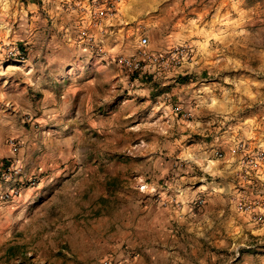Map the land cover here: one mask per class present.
I'll list each match as a JSON object with an SVG mask.
<instances>
[{
    "label": "rangeland",
    "instance_id": "obj_1",
    "mask_svg": "<svg viewBox=\"0 0 264 264\" xmlns=\"http://www.w3.org/2000/svg\"><path fill=\"white\" fill-rule=\"evenodd\" d=\"M54 2L66 11L65 0ZM44 4L0 0V119L10 106L2 93L8 88L42 86V74L62 82L61 92L77 89L79 93L76 110L60 116L68 122L66 130L56 136L50 137L48 129L39 126L30 129L35 117L28 115L17 116L15 129L6 124L0 132V146L9 148L20 130L32 131L41 156L60 164L55 184L62 193L51 198L53 203L44 201L53 207L46 226L36 228L34 222L30 228H15L13 236H44V245L33 242L27 247L52 264H172L173 252L187 253V258L203 249L198 244L202 237L237 248L234 258L242 250L258 252L259 257L255 259L253 252L255 260L247 264H264V251H257L264 248V162L245 160L264 153V130L258 127L264 115V0H122L114 19L104 21L101 28L111 38L106 50L100 42H93L87 52H75L70 42L62 43L45 58L59 68L42 73L24 65L23 30ZM25 12L27 16H22ZM156 27L170 35L190 32L192 40H176L172 47L188 44L195 49L191 67L169 72L181 75L168 87L163 85L167 81L158 80L163 74L130 78L112 63L115 56L151 53L148 43L142 48L139 40L154 35ZM80 42L87 46L84 39ZM184 68L188 75H183ZM90 83L98 93L90 95ZM176 107L191 117L182 118L174 112ZM197 121L205 125L204 135L186 129ZM224 131V144L232 146L228 156L220 147H191L202 145L201 141L218 146ZM16 142L19 150L21 141ZM210 161L223 163L212 166ZM225 185L230 188L224 190ZM151 208L157 212L158 224L169 219L166 209L189 213L178 218L197 211L199 215L190 216L191 230L180 232L174 224L178 241L167 238L164 244L136 245L134 228ZM222 246L206 245L211 262L213 255L215 260L226 257L215 252ZM149 247L154 250L153 260L145 259L143 251Z\"/></svg>",
    "mask_w": 264,
    "mask_h": 264
},
{
    "label": "crops",
    "instance_id": "obj_2",
    "mask_svg": "<svg viewBox=\"0 0 264 264\" xmlns=\"http://www.w3.org/2000/svg\"><path fill=\"white\" fill-rule=\"evenodd\" d=\"M41 2L46 3V6L45 4L42 5L40 13H35L30 17V26L25 25V29L23 30L26 34L24 36L26 39L24 45L27 51L26 58L23 60L25 67L43 70L42 73L44 70L54 71L55 69H58L59 67L56 66L57 64L49 60H45V58L48 56V53H51L53 49L59 47L65 42H70L75 52H87L89 48H92V45H83V43L80 42L81 39H84L87 43L88 38H92L94 44L97 42L104 44V46L101 47L102 49H105V46L108 42H110V36L104 34L107 31H103L101 29L102 26L109 23V21L106 23L102 22L101 24L93 22L89 25L86 17L83 15L81 16V14L76 11L71 12L68 6H63L64 9H66V12L61 10L58 5L55 4L54 0H41ZM45 8L48 9L46 13L44 12ZM22 16H27V12H25ZM34 22H36V24H34ZM88 25L90 27H88ZM152 33H154V35L150 34L147 38V49L149 52L154 54L166 52L172 47L176 40H192V35H190L191 33L188 31L184 33H172L171 36L169 32L156 27V29H152ZM36 56L37 61L34 60ZM95 63L92 62V64L96 65ZM209 63L215 65L214 63L217 62L210 61ZM205 64L207 63H204V65ZM196 69L198 70V67ZM184 70H186V72L183 75H188V68H184ZM163 75V77H158V80H162L164 82L167 81L166 84L163 83V85H167L168 87L175 82L174 77L181 74L167 73ZM156 77H154V79ZM41 78L43 79V83H45L42 86L37 84L29 87H20L17 88V90H8L10 89L8 88L6 91L4 90L5 92L3 91L4 93L2 94L6 96L5 103H9L10 106L8 105L5 109L7 114L4 115L5 117L2 116L4 119H0V132L6 128V124H8L10 130L15 129L18 126L17 116L23 115L35 117L34 122L32 123V128L30 127V129L38 126L42 130L48 129L50 137L56 136L54 133H57V131H60L62 128L66 130L65 128L66 125H68V122H62L59 119L61 115L63 116L73 110H76L74 104L79 90L72 89L67 92H61L60 88L62 82L51 77L44 78L43 74ZM89 85L91 86V88H89V93L90 95H93L94 92H97V90L93 89L92 83ZM184 88L185 87H182V89ZM150 92L151 91H149V93ZM36 98H38L42 103H39L38 101L36 107H33L32 103L36 102ZM23 99L24 101H22ZM61 101L63 102L61 103ZM72 105L73 107L71 108ZM1 113L4 112L2 111ZM77 113H79V110H77ZM263 119L264 115L260 118V124L262 125L258 126L261 130H264ZM199 122L197 121L196 124L186 128L188 129V132L195 133V135H204L203 133H205L207 129L205 128L203 122H200L202 124H199ZM64 125L65 127H63ZM255 133L259 134V132ZM224 135L225 131L220 137L221 144L218 146L213 143H210L209 145L203 144L201 141L202 145L192 144L191 147H195L194 149L203 147L205 150L210 148L219 149L220 147L223 149L225 156H228L229 150H231L232 146H229V143L224 144ZM14 139L18 142L19 140L21 141V147L17 152H14L10 146L9 148L0 146V192L4 185L1 179L2 172L11 164H16L22 167L27 178L37 179L39 184L35 189L30 188L25 184H20V196L17 199L11 202H0V264H38L40 261H44L42 254L37 251H33V249H31L33 251L32 253L29 252L30 249L27 246L33 242L35 245L42 246L45 244L46 238L44 236H40V238L35 239L33 235L14 237L13 232L14 229L18 227L22 229L26 227L30 228L34 222H36V228L44 229L46 226L44 221L46 218H49L48 216L52 212V206H45L44 201L48 200L53 203L52 199L61 196L62 193L55 184L59 177L58 168L60 164L59 161L54 158L45 159V157L41 156V147L36 138L33 137L32 131L20 130ZM226 161L227 160L223 162ZM223 162L210 161V165L217 166L221 165ZM231 183L233 184V182ZM229 185L230 187H234L231 184ZM230 187L225 185L223 189L225 190ZM198 189L196 190V193H199ZM244 189L247 190L246 188ZM74 191L75 190H73L72 194H74ZM161 192H164V190ZM233 192L235 193L237 190H233ZM247 193H249V191ZM164 212L166 216H169V219L162 224L157 223L156 210L153 211L151 208V210L142 214V217L140 218L141 223H139L138 227L134 228L133 237H135L134 242L136 245L154 246L156 244H164L165 239L167 238L176 239V241H178V239L173 235L174 224L178 225L176 227H180V229L177 228L180 232H183L184 230H191L189 226L193 224L189 219L199 215V212L197 211L195 214L191 213V217L188 216L189 218H178L179 215L185 216L189 215V213L187 214L184 211L178 213V211L174 209H166ZM188 212H190L189 209ZM75 215L76 212L73 211L74 218L73 216L72 220L71 216L70 219L68 218L71 223L75 222ZM49 223L51 224V222ZM225 225H228V223L224 222L223 226ZM174 233L177 234V232ZM180 238L182 239V235H180ZM207 241L208 239L206 238H200L198 240V244L204 246V248L196 250L197 252H192L191 256H188L187 258V253H182L179 256L173 252V255L171 256L174 258L170 262L172 264H247L259 257V254H257L258 252L256 253L254 251L242 250L240 253L238 252L239 256L234 258L237 248L230 247L229 244H226L223 241L220 242V240ZM48 242V244H52L51 240H48ZM210 244L212 248L218 247V245H223V248L219 251L215 250V252H217V256L219 257H221L219 252L225 254L226 257L215 260V255H213L212 258L214 261L211 262L207 252L205 251L207 250V248H205L206 245ZM153 251L152 247L145 249L143 251L146 252L145 259L153 260ZM257 251H264V248L257 249ZM252 253L255 255V259L252 257ZM261 253L264 254V252ZM71 254L72 253H70L68 257H71ZM143 256L144 255H142V257ZM141 259L142 258H140V260ZM52 263V261H44L43 264Z\"/></svg>",
    "mask_w": 264,
    "mask_h": 264
},
{
    "label": "built area",
    "instance_id": "obj_3",
    "mask_svg": "<svg viewBox=\"0 0 264 264\" xmlns=\"http://www.w3.org/2000/svg\"><path fill=\"white\" fill-rule=\"evenodd\" d=\"M70 9L79 11L87 18L89 25L96 22H106L114 19L117 13V7L122 0H65ZM88 25V26H89ZM90 27V26H89ZM92 38H88L87 45L91 46ZM148 41L146 38L139 40V46L146 47ZM13 56V53H9ZM195 49L188 44H180L168 49L164 53L152 54L148 52H139L134 56H115L112 58L114 63L128 77L133 78L138 74H166L171 71H178L183 66L191 67L194 62ZM176 114L181 115L184 119H189L191 115L182 112L181 108L174 109ZM9 146L14 152L18 150L16 141L10 140ZM244 149V145L241 146ZM243 151V150H242ZM216 157L222 156L215 153ZM246 162L249 164H259L264 162V153H256L253 156H247ZM3 188L0 192V202H11L20 196V184H25L30 188L38 187L37 179H28L22 167L11 164L4 169L2 174ZM197 205L201 202L197 201ZM261 220V219H259ZM238 256V254L236 255Z\"/></svg>",
    "mask_w": 264,
    "mask_h": 264
}]
</instances>
